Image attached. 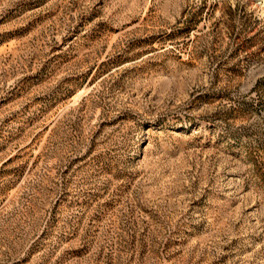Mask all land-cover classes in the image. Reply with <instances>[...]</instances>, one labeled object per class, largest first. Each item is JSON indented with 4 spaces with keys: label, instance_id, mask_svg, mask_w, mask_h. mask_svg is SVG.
<instances>
[{
    "label": "rangeland",
    "instance_id": "obj_1",
    "mask_svg": "<svg viewBox=\"0 0 264 264\" xmlns=\"http://www.w3.org/2000/svg\"><path fill=\"white\" fill-rule=\"evenodd\" d=\"M0 264H264V0H0Z\"/></svg>",
    "mask_w": 264,
    "mask_h": 264
}]
</instances>
